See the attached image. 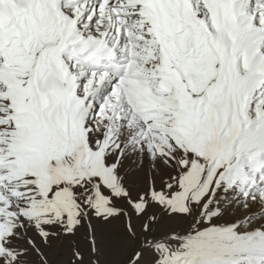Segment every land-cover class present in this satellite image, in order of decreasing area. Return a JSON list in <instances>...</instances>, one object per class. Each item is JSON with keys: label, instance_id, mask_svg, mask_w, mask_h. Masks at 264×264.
Wrapping results in <instances>:
<instances>
[{"label": "snow or ice", "instance_id": "obj_1", "mask_svg": "<svg viewBox=\"0 0 264 264\" xmlns=\"http://www.w3.org/2000/svg\"><path fill=\"white\" fill-rule=\"evenodd\" d=\"M114 222L123 264H264V0H0V264Z\"/></svg>", "mask_w": 264, "mask_h": 264}, {"label": "rangeland", "instance_id": "obj_2", "mask_svg": "<svg viewBox=\"0 0 264 264\" xmlns=\"http://www.w3.org/2000/svg\"><path fill=\"white\" fill-rule=\"evenodd\" d=\"M120 228L117 222L110 225H100L97 235L102 252V264H123V246L116 243ZM77 243L86 250L84 242L77 237ZM54 264H68L71 255L70 246L59 244L52 250Z\"/></svg>", "mask_w": 264, "mask_h": 264}]
</instances>
